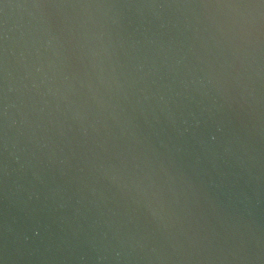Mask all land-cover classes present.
Returning <instances> with one entry per match:
<instances>
[{"label": "water", "instance_id": "95a60500", "mask_svg": "<svg viewBox=\"0 0 264 264\" xmlns=\"http://www.w3.org/2000/svg\"><path fill=\"white\" fill-rule=\"evenodd\" d=\"M0 264H264V0H0Z\"/></svg>", "mask_w": 264, "mask_h": 264}]
</instances>
